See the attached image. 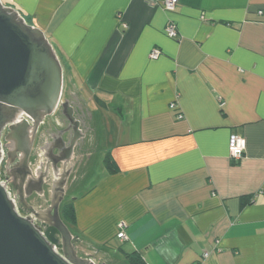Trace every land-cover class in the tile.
Returning a JSON list of instances; mask_svg holds the SVG:
<instances>
[{"label": "crops", "instance_id": "0c3cea01", "mask_svg": "<svg viewBox=\"0 0 264 264\" xmlns=\"http://www.w3.org/2000/svg\"><path fill=\"white\" fill-rule=\"evenodd\" d=\"M3 1L45 33L64 89L86 101L91 138L105 130L118 167L74 196L78 253L96 264L135 252L146 264H264V0H179L174 12L162 0ZM233 133L247 141L240 161ZM58 177H43L40 210Z\"/></svg>", "mask_w": 264, "mask_h": 264}, {"label": "water", "instance_id": "95a60500", "mask_svg": "<svg viewBox=\"0 0 264 264\" xmlns=\"http://www.w3.org/2000/svg\"><path fill=\"white\" fill-rule=\"evenodd\" d=\"M63 89L64 69L45 33L28 22L18 10L0 0V167L6 129L15 139L17 135L27 138L32 133L34 136L45 119L61 108L66 110L71 125L63 134L70 133L72 126L74 131L80 132L81 122L76 119L73 107L69 103H61ZM11 137L7 136L5 141H11ZM79 137L68 145L61 137L67 156L58 162L67 164L71 160ZM31 146H27L20 167L26 170L25 178L20 180L23 188L31 174ZM65 166L64 174L57 175L58 179L54 181L52 200L47 209L33 210L28 202L31 193H20L19 203L14 197L17 204L33 210L34 217L19 213L8 190V186H13L10 176L5 178V182L0 178V264H96L90 256L84 258L79 255L77 240L60 213L70 172L65 173ZM36 176H32L31 181L38 184L36 193L43 196V177L46 175L38 173ZM36 219L59 232L61 247L55 248Z\"/></svg>", "mask_w": 264, "mask_h": 264}, {"label": "flooded vegetation", "instance_id": "af4514ba", "mask_svg": "<svg viewBox=\"0 0 264 264\" xmlns=\"http://www.w3.org/2000/svg\"><path fill=\"white\" fill-rule=\"evenodd\" d=\"M62 102L69 103V105L73 107L75 117L78 121L81 122V127H83V130L85 132H89L88 134L85 133L87 136L85 135L84 139L78 142V146H75L74 153L71 156V160L73 158V161L71 162L70 160L69 162H67V164H70L71 166L76 164L74 170H72L73 168L71 169V166L67 168L71 169L69 170L70 172H68V174L71 175L73 173H76L74 171L77 170V168L79 171L84 163V157L87 152L86 140L90 135V131H88L90 129V111L86 101L81 96L79 97V95H74L70 90L67 91L66 89H63L61 103ZM70 126L71 125L66 110L59 108L52 117L45 119L44 123L40 126L38 132L34 136L31 131V134H28L27 138H24L23 135H17V139H15L11 137V132L9 129L5 130L3 134V145L5 146V148L3 150V159L0 167V178L3 182H5V178L8 175L10 176V182L13 186H8V190L12 194V196L18 200V203L20 193H31L30 198H28V202L33 207V210L39 211L40 209H43L46 198L44 197V195L39 196L36 193L39 186L37 183L31 181L33 180L31 177H36V175L39 173L43 176L46 175L48 181H53V179H55L57 175H60V173H64L63 171L65 162H58L60 160H65L67 156V149L63 146L61 137L63 136L68 145L73 140H76L79 136L81 137L82 135V133L74 131L73 126L70 133L63 134V132ZM7 136L11 137V141H5V138ZM30 144H32V150L29 160L31 174L27 176L25 184L26 187L23 188V185L20 184V180L23 179L24 175L26 174V170L20 167H22V164L24 162L22 157L27 150V146H29ZM45 186L46 185H44V188ZM46 187L48 189V186ZM18 206L21 213L34 217L32 212L33 210H26L20 204H18ZM35 222L39 224L43 228V230L49 228L45 224L40 223L37 219L35 220Z\"/></svg>", "mask_w": 264, "mask_h": 264}, {"label": "rangeland", "instance_id": "374dc122", "mask_svg": "<svg viewBox=\"0 0 264 264\" xmlns=\"http://www.w3.org/2000/svg\"><path fill=\"white\" fill-rule=\"evenodd\" d=\"M24 18L28 22H30L29 18L26 17ZM105 136L106 133L104 129H103V133L101 131L98 133L97 139L94 141L92 140L90 135L88 136V139L86 140V144H87L86 151L88 150L87 151L88 153L92 152L93 157L91 160H89L88 158L84 159V163L82 165V168L80 169V172H78V168H77L76 173H74L72 179L70 180L69 189L67 191V196L65 198V202L63 205L70 203L71 201H74V198L76 196L85 193V191L90 186L94 185L95 182L100 178V175L102 174L105 168L104 158L108 151V148L106 146ZM79 255L84 258L91 256L89 255V253H84L81 250L79 251ZM104 257L105 259L103 260V262L98 261V263L110 264L111 262L107 260L106 255H104ZM116 259L118 260L113 262V264H128L126 258L122 254H118L116 256Z\"/></svg>", "mask_w": 264, "mask_h": 264}, {"label": "built area", "instance_id": "2783aa9c", "mask_svg": "<svg viewBox=\"0 0 264 264\" xmlns=\"http://www.w3.org/2000/svg\"><path fill=\"white\" fill-rule=\"evenodd\" d=\"M178 4H179V0H162L163 8L170 12H174L177 9ZM262 13H263L262 11L259 12V14H262ZM166 33L170 38L177 39L179 37L176 25L172 22L168 24L166 28ZM160 55H161V51L158 49H155L151 52L152 59H158ZM176 107L177 106L175 104H171L170 106L172 110H175ZM178 118L183 119V115L179 114ZM228 148H229L230 158L234 161H240L245 156V152L247 148V141L244 137L240 136L239 134L233 133L231 134L229 138ZM9 194L11 198L14 200V197L12 196V194L10 192ZM14 202L16 203L15 200ZM124 227H125V224H120L119 226L120 232L118 233V238L122 240L127 239V236L125 235V232H124ZM55 248L58 249V245H56ZM207 256L208 254L205 255V257Z\"/></svg>", "mask_w": 264, "mask_h": 264}, {"label": "trees", "instance_id": "16d2710c", "mask_svg": "<svg viewBox=\"0 0 264 264\" xmlns=\"http://www.w3.org/2000/svg\"><path fill=\"white\" fill-rule=\"evenodd\" d=\"M104 162H105V167L107 168L109 173L111 174L117 173L118 171L117 164L110 154L106 155ZM244 205H245V201L243 202V206ZM61 216L64 222L69 227L71 225L73 226L76 225V213H75V207H74L73 201L62 206ZM44 232L46 234L47 239L51 243L61 247V236L56 229L49 227ZM84 253H89V255L90 254L94 255L93 252L89 250L88 248H85ZM126 258H127L128 264H146L145 260L142 258V256L138 252L128 254Z\"/></svg>", "mask_w": 264, "mask_h": 264}, {"label": "bare ground", "instance_id": "6f19581e", "mask_svg": "<svg viewBox=\"0 0 264 264\" xmlns=\"http://www.w3.org/2000/svg\"><path fill=\"white\" fill-rule=\"evenodd\" d=\"M16 206H17V208H18V210H19V213H21V211H20V209H19V206H18L17 202H16ZM21 214H23V213H21Z\"/></svg>", "mask_w": 264, "mask_h": 264}]
</instances>
